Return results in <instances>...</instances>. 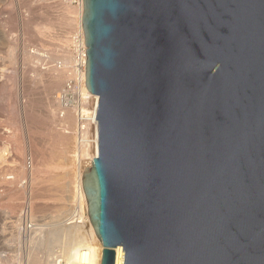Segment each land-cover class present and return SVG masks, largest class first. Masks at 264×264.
<instances>
[{"label":"water","instance_id":"1","mask_svg":"<svg viewBox=\"0 0 264 264\" xmlns=\"http://www.w3.org/2000/svg\"><path fill=\"white\" fill-rule=\"evenodd\" d=\"M100 264H264V0H83Z\"/></svg>","mask_w":264,"mask_h":264},{"label":"bare ground","instance_id":"2","mask_svg":"<svg viewBox=\"0 0 264 264\" xmlns=\"http://www.w3.org/2000/svg\"><path fill=\"white\" fill-rule=\"evenodd\" d=\"M35 1L40 4L36 8L37 10H31L33 3L31 4L29 0H7L4 3L5 7L0 11L1 15L3 11L9 10V18L1 22L0 26L6 30L5 33L7 35L19 25L22 29L20 31H23L26 37L29 36L30 41L38 42L40 48L38 53L39 50L40 52L45 51V60H42L44 63L42 66L40 65L41 68L32 67L36 68L35 79L31 81V77L28 74L21 75L22 84H26L25 94L23 93L26 97L31 99L36 94L41 93L43 95L40 96L45 101L40 98L44 102L41 106L37 102L40 107H38V111L36 110L37 112L34 109L36 103L34 105L32 100L28 101V98L27 101L22 102L23 105L20 108L17 107L16 102L11 103L12 99L14 101L16 99L12 91L13 88H6L7 86L4 84L0 85V111L8 115V127L14 129V132L17 129L18 131L22 129L26 134V144L21 140L22 144L20 143L21 141L19 142L21 145L17 144L18 140L14 138V134L9 135V137L0 136V144L2 145L0 147V198L15 199L16 201L18 198H24L26 195L36 192L35 189L41 185L43 190L45 188V193L51 197L50 199L53 197L58 203L56 202L57 205L54 204L56 207H53L55 208L46 212L50 220L44 226L36 223L33 218L29 211L31 204L25 207L22 205L18 206L19 203L17 206H9V203L3 208V211L9 213L11 219L13 218V220L8 221L13 240H19V233L23 235L22 225L25 219L33 223V231L28 236L25 235V241H27V252L25 255L27 264H57V262L58 264L60 262H63V264H100L103 247L91 226L82 186V173L85 168H90L88 167L89 162L85 163V159L90 161L98 156V127L97 120H95L98 97L87 90L85 74L80 73L76 68L75 57L68 47L69 44L76 46L78 39L80 40V47L82 44L85 46L82 28L83 7L72 6L74 0ZM13 4L23 6V9L25 8L27 12L31 11L30 17L25 18L28 13L25 17L17 16L20 13L15 15L16 10L13 12V7L15 6ZM17 17L22 19L19 24ZM9 43L12 46L14 44L16 46L13 41ZM24 43L26 44V42ZM10 44L7 55L9 64L15 63L13 61L16 58L12 54L13 47ZM22 52L23 65L25 62L29 63L35 58L28 55L25 49ZM34 55L39 58L38 54ZM59 60L61 61V66L57 67L56 63ZM28 71L26 70V73ZM4 72L6 73V70ZM3 76V69H0V80ZM6 78L11 82L18 79L17 77L14 79L12 76H7ZM70 79H75L77 83L80 95V102L77 107H63L57 95L58 92L66 88V82ZM14 82L12 84H15ZM18 83L15 85H18ZM36 89H41L40 93H36ZM9 101L11 102L9 103ZM59 111H63V118L58 117L57 113ZM36 138L39 139L38 144L36 143ZM10 148L15 151V154L19 155L18 158L22 163L20 170L14 174L12 172V174L8 173L14 170L11 165L12 161H9L11 163L9 164L6 157L8 156V151H10L7 149ZM25 152L30 154H28L31 158V165L28 164L30 169L26 166L27 157L25 158ZM33 157L37 158V161L34 162L35 159ZM58 170L61 172L59 173L60 177L56 173ZM28 172L30 174L29 187L19 186V182ZM36 193L38 194L39 192L37 191ZM33 196L36 197L37 195L34 193ZM40 196L45 199L43 197L44 194ZM40 196L39 198L42 199ZM11 204L13 205V203ZM26 208L28 210H25ZM114 251V264H120L122 248L117 247Z\"/></svg>","mask_w":264,"mask_h":264},{"label":"rangeland","instance_id":"3","mask_svg":"<svg viewBox=\"0 0 264 264\" xmlns=\"http://www.w3.org/2000/svg\"><path fill=\"white\" fill-rule=\"evenodd\" d=\"M7 0H0V11H2L3 10V8L5 7L4 6V3L6 2ZM30 2L32 1V0H29ZM35 1V0H34ZM32 1L31 2V10H35L37 7H39L40 6V4H39V2L38 1ZM34 4H36V5H34ZM15 5V6H14ZM13 12L15 11V15H17L18 13H20V14H18L17 16H26L27 15V13H28V15L25 17V18H27L28 16L30 17V13H31V11H29V12H27V10H25V8L23 9V6H18L17 4H13ZM36 6V7H35ZM72 6H75L73 3H72ZM18 7V8H17ZM21 7V8H20ZM33 7H35V8H33ZM23 11H21L20 9ZM37 10V9H36ZM8 11V12H7ZM21 11V12H20ZM17 12V13H16ZM8 13V14H7ZM9 10H5V11H3V13L0 15V26H1V22H3V21H6L9 17ZM21 17H17V22H18V24L20 23V20H22L21 19ZM20 18V19H19ZM25 18H23V19H25ZM19 19V20H18ZM20 28V29H19ZM20 30H22L21 29V27L18 25V27H16L15 29H13V31H11L10 33H8V35H7V33H5L6 32V30L5 29H3V27H0V69L2 70L3 69V73H4V78L2 77V79L0 80V82H2V83H0V85H6L7 87L6 88H10V87H12L13 88V93H14V95L16 96V99H18V100H16L15 99V101H14V99H12V102L11 101H9V103L11 102V103H13V102H16V105H17V107L18 108H20L23 104H22V102L24 103L25 102V100L27 101L28 99V101H30V100H32L33 101V104L35 105V103H36V105L34 106V109H35V112H37L38 110H39V106H41V104H43L44 102L43 101H45L44 99H43V97H41V96H43L41 93H40V90L41 89H36L35 90V92L36 93H40V94H36V95H34V97L32 98L31 97V99H30V97H26L24 94H25V87H26V84L25 83H23L24 84V86H23V84H22V80H21V78H22V74H28L29 75V77H31V81L33 80V79H35V77H36V68L37 67H39V68H41V66L43 65V59L45 60V51L44 52H40V50H39V53H38V49H40L39 48V45H38V42L36 41V43L35 42H33L32 40L30 41V39H29V36L28 37H26L25 36V34L23 33V31H20ZM33 30V29H32ZM31 30V32L32 33H34L33 31ZM20 33H23V34H20ZM6 36H8V37H6ZM9 39V40H8ZM12 39H14V40H12ZM29 39V40H28ZM22 40H24V41H22ZM26 40V41H25ZM29 41V43H27L28 41ZM11 41H13V43L15 42L16 43V46H15V44L12 46L9 42H11ZM24 42H26V44L24 43ZM24 43V44H23ZM9 44L13 47V51H12V54L14 55V56H16V58H15V61H13V62H15V63H10V64H13V65H10L9 64V62H8V59H7V55H8V49H9ZM24 45V46H23ZM15 47V48H14ZM69 49L70 50H72V45L71 44H69ZM25 49V51L26 52H28V55H31V57H35V58H33V60L30 62L29 61V63H24V65H23V62H22V54H23V49ZM43 49H45V48H43ZM33 52V53H32ZM34 54H38L39 55V58L38 57H36ZM40 56H42V57H40ZM73 56H75V54H74V52H73ZM60 63H61V61L59 60L57 63H56V65L57 64H59V65H57V67H60L61 65H60ZM25 64H28V65H25ZM41 65V66H40ZM32 67H36V68H32ZM27 68V69H26ZM32 68V69H31ZM6 70V73L4 72L5 70ZM26 70L28 71L27 73H26ZM32 70H34V72H32ZM12 71V72H11ZM15 73V74H14ZM18 73V74H17ZM7 74H9V75H7ZM6 75V76H5ZM17 75V76H16ZM28 75H27V77H28ZM35 75V76H34ZM7 76H12L14 79H15V77H17L16 79H17V81L20 83H18L16 80H13L12 82L11 81H9L7 78L5 79V77H7ZM21 76V77H20ZM33 76H34V78H33ZM29 77H28V80H29ZM15 81V82H14ZM15 83V84H17L18 83V85H15V84H12V83ZM12 85H14V86H12ZM16 86V87H15ZM15 89V90H14ZM23 89V90H22ZM15 92H17V93H15ZM22 92V93H21ZM0 93H1V87H0ZM24 93V94H23ZM24 95V96H23ZM41 95V96H40ZM18 96V97H17ZM23 96V97H22ZM24 97H26V98H24ZM22 98V99H21ZM28 98V99H27ZM38 98H39V101H38ZM40 98H41V100H43V101H41L40 100ZM35 100V101H34ZM18 101V102H17ZM42 103H41V102ZM39 104H38V103ZM19 105H18V104ZM39 106H38V105ZM36 107V108H35ZM39 107V108H38ZM38 108V109H37ZM37 110V111H36ZM59 112H61V111H59ZM58 112V113H59ZM57 113V114H58ZM20 119L22 120V116L20 115ZM9 119V117H8V115H6L5 113H3V112H1L0 111V136H2V137H9V135L11 136V134L13 135H15L14 136V138L15 139H17L18 140V142H17V144L22 140L23 141V143H25L26 144V134H25V131L24 130H20V131H18V129L17 130H15V132L13 131L14 129H12L11 127H8V124H7V120ZM11 119V118H10ZM10 128V129H9ZM61 128V127H60ZM10 131H9V130ZM14 133H13V132ZM22 131V132H21ZM61 131H62V129H61ZM20 133V134H19ZM22 133V134H21ZM18 136H17V135ZM5 135V136H4ZM8 135V136H7ZM23 138H22V137ZM19 137V138H18ZM21 137V138H20ZM25 137V138H24ZM37 139V138H36ZM25 140V141H24ZM39 139H37V144L39 143V141H38ZM22 141L20 142L21 144H22ZM19 143V144H20ZM20 144V145H21ZM36 144V145H37ZM10 146V145H9ZM38 146V145H37ZM0 147H2V145L0 144ZM7 150H10V151H8L9 153H8V156H6L8 159V163H9V161L12 163H9V164H11L12 165V167H14L13 169H11V170H13V171H9L8 173H16V172H18L19 170H20V168H21V165H22V163H21V160L18 158L19 157V155L18 154H15V151L14 150H12L11 148L10 149H7ZM10 152H12V153H10ZM12 155V157H11V155ZM29 153H26L25 152V158L27 159L26 160V166L28 167H30V165H31V158L29 157V155H28ZM9 155H10V158H9ZM17 155V156H16ZM27 155V156H26ZM35 157H36V155H35ZM35 157H33V159H35L34 160V162L35 161H37L36 159L37 158H35ZM30 159V160H29ZM88 160H86L85 159V163L87 162ZM21 164H20V163ZM29 162V163H28ZM28 164H30V165H28ZM14 165V166H13ZM28 167V169H30ZM72 170V169H71ZM29 171V170H28ZM70 171V170H69ZM11 173V174H12ZM56 173H58L57 174V176H59L60 177V174L59 173H61L59 170L58 171H56ZM55 173V174H56ZM29 183H30V174H29V172L27 173V175L19 182V186H23V187H29ZM41 185H39L38 186V188H36V189H38V190H36L35 189V191L37 192H43V193H38L39 194V196L42 194V196H43V194H44V196L43 197H45V199H43L41 196V198L42 199H40L39 198V196H38V194L36 193V192H34L35 193V195H37L36 197L35 196H33V194L34 193H32L31 195H26V197L28 198H26V197H24V198H18L19 199V202H18V199H16V201H15V199L14 200H7V199H5V198H0V264H27V262H26V257H25V255H26V252H27V241H25L26 240V238L23 236V235H21L20 233H19V240H13L11 237V228H9V222L8 221H11V220H13V218L11 219L10 218V214L9 213H5V211H3V208L8 204L9 205V203H10V205L9 206H17V204L19 203V205L18 206H20V205H22V206H25V207H27L28 206V204H31L30 206V208H29V211L31 212V214H32V216H33V218L35 219V221H36V223H38V224H40V225H45V224H47V221L49 222V220H50V218H48L49 216H48V213H46L47 211L49 212V209H50V211H51V209H53V208H55L56 206L55 205H57V201H55L54 199H53V197H52V199H50L51 197L47 194V193H45V188H44V190L42 189L43 187L41 186ZM39 188H41V189H39ZM43 190V191H42ZM32 196V197H31ZM31 197V198H30ZM48 197V198H47ZM39 198V199H38ZM47 198V199H46ZM21 199H22V201L25 203H23L22 201H21ZM42 200V201H41ZM11 201H14V202H11ZM57 202V203H56ZM11 203H13V205L11 204ZM21 203V204H20ZM15 204V205H14ZM55 204V205H54ZM53 206H55V207H53ZM41 208H46V209H41ZM41 209V210H40ZM25 210H28V208H26ZM44 210V211H43ZM41 211H43V212H45V213H41ZM45 214V215H44ZM47 214V215H46ZM43 215V216H42ZM1 255H3V256H1ZM2 258V259H1Z\"/></svg>","mask_w":264,"mask_h":264},{"label":"built area","instance_id":"4","mask_svg":"<svg viewBox=\"0 0 264 264\" xmlns=\"http://www.w3.org/2000/svg\"><path fill=\"white\" fill-rule=\"evenodd\" d=\"M73 4L75 6L83 7V0H74ZM80 40H77L76 46L72 44V52L75 54V60H76V68L80 71V73L85 74V63H86V47L82 44L81 47L79 45ZM85 43V42H84ZM77 50V51H76ZM59 65V64H57ZM77 83L75 79H70L66 82V88L63 91H60L57 93L59 101L63 107H77L80 102V95L77 89ZM59 118H63V111L58 113ZM92 160H88V167H91ZM23 236L29 235L31 231H33V223L30 222V220L25 219L23 222ZM61 261V260H57ZM58 264V262H57ZM60 264H63V262H60Z\"/></svg>","mask_w":264,"mask_h":264}]
</instances>
